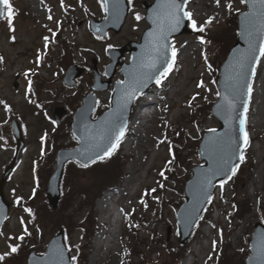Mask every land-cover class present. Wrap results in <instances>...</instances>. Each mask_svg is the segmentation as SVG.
Instances as JSON below:
<instances>
[{
    "label": "rangeland",
    "instance_id": "374dc122",
    "mask_svg": "<svg viewBox=\"0 0 264 264\" xmlns=\"http://www.w3.org/2000/svg\"><path fill=\"white\" fill-rule=\"evenodd\" d=\"M10 2L16 13L13 19L15 31L9 30L7 18L0 20V57H3V62H0V100L11 106V111H5L0 105V136L4 137L0 140V175L14 153L15 140L9 131L12 118L17 119L22 128L24 145L4 187L9 209L0 229L3 233L0 235V255L10 251L9 244L21 245L30 251L37 237V229L33 226L35 221L42 222L43 243L56 232L46 229L40 216L34 221L32 215L26 213L20 204L15 203L17 196L26 200L32 195V188L35 187L33 167L46 159L51 146L58 147L57 144L60 146L68 140L66 136L57 132L56 144L53 145L50 137L55 125L46 118L44 111L49 107L52 110L56 105L61 106L58 104H62L60 100L62 94L65 92L72 94L82 86L77 85L69 90L59 86L60 79L57 80L59 71L55 63L80 46L82 53L77 49L76 54L74 52L70 58L77 59V63L82 64L85 61L89 63L94 57L101 70L108 61L105 49L109 44L121 46L127 41L137 40L146 26L143 18L140 21L134 18V13L141 14L143 10L139 2L136 4L138 7L129 11L120 31L108 32L103 39H97L98 36L89 30L88 22L84 18L86 15L93 18L101 16L103 10L100 7V0H64L65 7H61L60 0H10ZM226 2L227 0H221V7H217L214 0H190L189 10L194 13L198 24H203L210 16L214 17L212 23L206 25L212 29L213 33L210 35L213 38L212 43H207L203 32L174 36L171 43L174 42L179 50L177 64L162 86L154 85L149 93L135 101L125 138L114 153L113 162L110 160V165H103L104 167H99L97 171L92 167L98 162L90 166L92 169L89 171L79 170L77 178L70 181L72 191L69 192L68 188H65L64 195L67 197L61 196L55 212H60L58 215L60 224L62 222L65 226L72 251L78 258L77 264H160L165 258L170 257L167 255L165 245L162 243L159 245L161 240L156 239H162L161 236L165 235L167 224H170L173 230L167 242L168 247L170 249L175 247L174 253L181 258L176 264H210L212 260H209V256L214 254L212 242L219 240L218 231L222 230L226 235V248L237 256L241 249L246 250L244 238L250 235L254 222L264 219V63H262L257 69L258 75L252 81L254 91L249 104L248 130L251 143L243 164L244 168L248 166L249 169L246 173L239 170L225 185L222 199L219 184L216 185L213 191L214 200L208 209L209 220H206L205 214L199 227L195 226L192 237L186 244L187 249L176 248L175 208L171 203L179 200L178 194L174 192L178 191L177 180L188 178L187 168L200 162L196 151L201 132L218 125L216 120L207 114V104L216 98L217 88L213 83L217 75L215 67L218 69L236 38L235 13L244 9V4H241L240 0H231L233 8L229 11L223 6ZM49 15L54 19L49 20ZM55 21L61 22L59 27ZM47 29H53L56 33L55 38ZM12 36H15V40H12ZM44 36H49L50 40L54 39L48 49L44 48ZM201 37L205 42H201ZM61 40H65L67 47L61 45ZM38 50L42 57L40 64L36 63ZM205 57L208 58L207 63ZM120 60L126 62L128 54L125 53ZM63 61H67V58ZM210 63L213 66L212 70L208 67ZM29 69L40 72L39 82L46 85L44 90V85L39 88L40 84H37L39 98L36 100L31 96L35 103L29 102L25 92L27 81L24 73ZM121 78V74L116 72L112 80ZM201 79L205 81L206 89L211 91L195 88V84ZM14 84L17 85L13 86ZM195 92H199L200 95L193 107H189L188 101ZM98 93L100 106H107L110 89ZM42 100L46 103L51 102L53 107L42 104ZM37 104L42 107H37ZM76 104V100L71 99L68 106ZM5 120L8 123L5 124ZM176 127L179 129L176 130ZM182 131L186 132V135ZM44 132L48 135L43 145L45 154L42 156L40 136ZM177 132L179 135H176ZM165 136L168 142L158 145V140ZM192 138L193 142L187 149V140ZM169 142L172 153H169ZM169 160L173 162L167 164ZM248 162L249 165L246 166ZM117 166L120 175L113 177V168ZM38 169L41 178L44 179L43 166ZM162 170L167 179L160 176ZM47 176L48 174L42 183V190L37 192L36 204L40 207H42L39 204L40 200L45 198ZM104 180L114 181L112 185L102 187L101 182ZM117 180L119 183H116ZM88 182H91L90 187ZM235 182L239 185L237 184L236 191H231L232 183ZM161 183H166L169 187L160 188ZM64 185L66 184L61 182L63 189ZM152 188H156L157 191L145 197L148 205L145 208L140 203L142 194L146 189ZM153 196L160 199H153ZM237 202H240L242 211L238 219L236 216L232 219L229 214L232 205ZM90 204H92L90 217L91 219L94 217L96 229L95 232L93 229L86 234L84 229H81L83 223L81 221L87 215ZM258 207L261 211H258ZM40 210L42 208L38 210L39 214ZM46 213L51 219L52 213ZM126 214L131 215L126 219ZM21 218L25 220L30 233L22 241L17 239L24 232ZM211 224H215L216 227L212 228ZM148 240L153 242L149 247L146 246ZM20 251L19 247L18 253L11 257L12 264H23L26 255L23 250L20 255Z\"/></svg>",
    "mask_w": 264,
    "mask_h": 264
},
{
    "label": "snow or ice",
    "instance_id": "6c2138e0",
    "mask_svg": "<svg viewBox=\"0 0 264 264\" xmlns=\"http://www.w3.org/2000/svg\"><path fill=\"white\" fill-rule=\"evenodd\" d=\"M61 7H65L64 0H60ZM121 0H115L114 3L109 5V0H100V7L103 11L112 12L117 18L121 13L120 9ZM217 7H221V0H214ZM241 4L248 5L250 11L243 13V31L240 33L247 42V48L239 53L230 64L228 71L225 74L224 80V93L216 91L215 95L220 98V102L216 105L218 114L222 115L225 121L226 132L221 137H212L211 145L212 152L211 163L209 164L207 172L203 178L199 181L197 192L195 194V202L192 207L186 211V223L199 227L200 221L204 219L201 212L207 211L206 205H210L214 197L211 190L214 187L213 180L218 179L219 189L221 192V199L223 198V191L225 185L228 184L237 174L241 167V164L246 160V151L250 146L251 137L248 130L250 111L249 104L253 97V79L258 75L257 69L264 63V0H240ZM127 4L134 6V0H127ZM190 0H157V5L149 17L154 27L147 33V43L143 48L141 55L137 58L133 71L129 74L125 80L117 81L120 88L114 90L117 92L116 107L112 109L105 118L100 122L99 132L92 136L90 140L86 141V146L79 153L85 161L95 163L96 160H104L110 158L120 147L122 141L125 138L127 132V120L125 119V113L128 111L129 105L136 101L139 97L144 95V89L149 86V82H155V85L160 87L163 82L168 79L170 73L173 72L178 59V49L174 42L169 43V39L173 33L180 30L185 21H188L187 27L196 32H204L205 26L212 23L214 17H208L203 24H198L194 18V13L189 10ZM229 11L232 10L233 5L231 0L223 5ZM238 11V10H237ZM15 9L13 8L10 0H0V18H4L7 15V24L10 31H15L13 26V19L15 16ZM134 18L137 21L142 19L139 13H134ZM49 20L54 18L49 15ZM59 27L60 21H55ZM52 37L55 38L56 33L53 29H47ZM15 40V36L11 37ZM259 38V46L257 48V39ZM97 39H103L102 36H98ZM201 42H205L203 37L200 38ZM44 48L48 49L49 44L54 42L50 40L49 36L43 37ZM113 45L109 44L108 49H111ZM170 49V57L168 50ZM107 50V49H106ZM206 63L207 58L205 57ZM42 57L38 54L36 56V63L40 64ZM0 62H3V57H0ZM211 69V65H208ZM29 73L35 74L32 69L27 70L24 75L29 76ZM216 83V81H213ZM33 82L31 79L27 81L26 96L30 103H35L31 100L30 94L32 93ZM196 89H206V83L203 79L199 80L195 84ZM211 91V89H206ZM200 93L195 92L188 101V106L193 107L194 102L199 97ZM149 99H151L149 97ZM206 99V97H205ZM99 105L100 101H96ZM0 105L3 106L5 111H11V106L4 100H0ZM37 107L42 105L37 104ZM239 109V111H238ZM166 110V109H165ZM53 125H56V121H51ZM4 123H8L7 120ZM167 125V121H165ZM234 124L236 127L234 128ZM55 130V129H54ZM210 133H216V129L212 128L208 130ZM234 131H238L239 136L237 138L234 135ZM47 132H44L40 136V154H45L43 145L47 140ZM176 135H179L177 132ZM4 137L0 136V140ZM81 139H84L83 137ZM239 140V142H238ZM168 142L167 136L162 140H158L160 143ZM102 153V154H101ZM169 153H172V146L169 142ZM173 161H167V164H171ZM82 167H88V163H83ZM35 167H33V173H35ZM160 176L167 179L165 172L162 170ZM160 188L164 185L161 183ZM15 191V190H13ZM157 191L156 188L146 189L142 194L140 203L147 208L145 197L149 194H154ZM36 188H32V196H35ZM30 199L32 197H29ZM153 199L159 200V197L153 196ZM23 197L17 196L15 199L16 204H21ZM24 211L29 215H32V209L25 207ZM123 212L124 210L121 209ZM135 209L132 210V213ZM131 214H126V219ZM230 215V214H229ZM21 224L26 225V222L21 218ZM215 228V224L210 225ZM133 227H139V225H133ZM0 235H3L0 232ZM26 235H30L27 227H24L22 235L17 237L19 240H23ZM12 239V237H8ZM213 247L216 246V241L212 242ZM19 245L9 244L11 253H16ZM72 251L69 237L65 235V246L56 247L51 251L49 255V264H77L78 258L75 255H67ZM78 251V249H77ZM243 251V249H241ZM253 251L256 253L255 260L257 264H264V233L259 236L258 244L253 246ZM9 255L8 252L0 255V261H3L5 257ZM212 257L209 256V260Z\"/></svg>",
    "mask_w": 264,
    "mask_h": 264
},
{
    "label": "water",
    "instance_id": "95a60500",
    "mask_svg": "<svg viewBox=\"0 0 264 264\" xmlns=\"http://www.w3.org/2000/svg\"><path fill=\"white\" fill-rule=\"evenodd\" d=\"M115 0H109V5L111 6L112 3H114ZM157 5V0L150 5L147 6L148 12L146 15V19L150 23V27L144 31V34L141 38V40L138 43H130L131 46H135L131 50V58L130 62L128 64H121V72L124 75V79H127L129 74L133 71L137 58L141 55L144 46L147 43V33L154 27L152 24L151 19L149 17L152 15L155 7ZM120 9L121 13L119 17L113 15V13L105 12V17L101 20H91L90 26L91 29L101 35H105L107 29L111 28L114 31H118L123 24L124 18L126 16L127 12V3L126 0H121L120 2ZM250 7L246 5V10L241 11L238 13V36L234 44L232 45L225 61L222 62L219 68V77H218V90L221 93H224V80H225V74L229 69L230 64L233 62L234 58L241 53L243 50L247 48V42L243 36L240 35V33L243 31V22H244V16L243 13L249 12ZM185 23L181 26L180 30L173 34H178L184 31H187L185 28ZM170 43V42H169ZM259 46V38L257 39V48ZM124 48L117 49H110L109 54L112 56V63L107 66L106 73L110 77L111 74L114 71V67L116 65L117 57L121 54ZM168 55L170 57V51L168 50ZM80 74V70L77 69L74 66L69 67L66 75H65V81L67 83L72 82V78L76 75ZM100 75H95V82L93 84V87L95 89H101L105 88L108 83H101L99 81ZM153 81L149 82V86L152 85ZM149 86L144 89L143 91L146 92L149 88ZM120 88V85L117 84V82L114 83L113 93L111 97V105L108 110L103 112L99 117L96 119L91 118V114L93 112L94 108V100L95 97L91 94H88L84 100L83 105L80 106L76 112L73 115V123H72V131L74 135L78 138L79 143L73 148L68 149H60L56 153V163L53 172L49 176L47 185H46V199L48 201V204L51 208H55L58 197H59V180L62 175V168L63 165L67 160L74 159L81 164L83 163H89V161H85L82 157L79 156V153L83 151V149L86 146V141L90 140L92 136L96 135L99 132V125L100 122L105 118L106 114H108L112 109L116 107V101H117V92L114 90H117ZM220 102V98L218 97L217 100L212 104L211 106V113L212 115L218 120L219 126L215 129L217 130L216 133H210L209 131L204 132V134L201 137V141L199 143V156L201 159H203V164H196L194 165L192 169V176L185 182V195L186 200L179 206L176 212V221L178 223L179 228V242L184 243L186 239L189 237L194 225L186 223V211L190 209L195 202V194L197 192V187L199 181L203 178L204 174L207 172L209 164L211 163V155L212 152V145H211V138L212 137H221L226 132V126L225 121L222 115L218 114V110L216 105ZM132 104L129 105L128 111L125 113V119L127 120V124L130 117V109ZM239 111V109H238ZM62 113V110L60 108L56 109V115L59 117V115ZM56 116V117H57ZM236 125L234 124V128ZM12 128L15 134V137L18 141L16 154L14 156L13 161L11 164L3 171V174L0 178V227L3 222V220L6 217L7 210H8V203L3 198L2 188L5 183V179L7 175L10 172V169L12 168L17 155L18 151L22 145V140L20 137V129L18 128L15 121L12 122ZM234 135L239 136L238 131H234ZM84 139H81V138ZM239 142V140H238ZM102 154V153H101ZM219 178L216 180H213V184L218 181ZM212 192V190H211ZM202 213V212H201ZM170 229H167V233L169 234ZM261 233H264V224L260 222H256L254 224V228L252 231L251 239H250V249L249 254L245 259V264H257V261L255 260L256 253L253 251V246L258 244L259 236ZM59 246H65L64 245V239H63V232L60 229L59 232L51 238L47 245L45 252L42 254H37L34 252H31L27 258V264H49V255L52 250H54L56 247ZM69 255V253L67 254Z\"/></svg>",
    "mask_w": 264,
    "mask_h": 264
},
{
    "label": "trees",
    "instance_id": "16d2710c",
    "mask_svg": "<svg viewBox=\"0 0 264 264\" xmlns=\"http://www.w3.org/2000/svg\"><path fill=\"white\" fill-rule=\"evenodd\" d=\"M113 157H114V155H112L110 158H106V159H104V160H101V161H97L96 163L97 164H95V166H93L92 168H94V171L96 170L97 171V169L99 168V167H104V166H108V165H110V162L113 160ZM53 159H51V160H49V159H45V162H44V176L46 177V175H47V173H49L50 171H51V169H52V163H53V161H52ZM111 160V161H110ZM110 161V162H109ZM102 162H105V164H103ZM107 162V163H106ZM113 162V161H112ZM93 165V164H92ZM92 165H90V166H92ZM104 165V166H103ZM112 165L114 166V163H112ZM90 166H88L87 168H82V167H79V166H77V165H75V164H70L68 167H74L73 169H71V168H67L66 169V171L64 172L65 174H64V178H63V180H62V184L63 183H65L66 185H64V189H63V186L61 187V189H62V194H61V196L62 195H64V190H65V188L67 187L68 188V191L70 192V191H72V189L71 188H73V186H72V184L70 183V181L73 179V180H75L76 178H77V173H78V171L80 170V171H85V170H91L90 169ZM72 170V172L70 173L69 171H71ZM113 172H114V176L113 177H116V176H118V175H120L119 174V168H118V166L117 167H115V168H113ZM39 173V169L37 168L36 169V175ZM112 175H113V173H112ZM38 177H39V181H40V186H42V183L44 182V180H45V177H44V179L43 178H41V176H40V174L38 175ZM112 177V176H111ZM43 179V180H42ZM118 180H119V178H118ZM118 180H117V182L116 183H119L118 182ZM106 180H104L103 182H101V185H102V187H103V185H112V183H113V181L114 180H110V181H108V182H105ZM102 183H104V184H102ZM177 184H178V187H179V190L180 191H182V179L181 180H177ZM88 186L90 187L91 186V182H88ZM97 186V185H96ZM71 187V188H70ZM92 187L93 188H95V186H94V184H92ZM101 187V188H102ZM97 189H99V187L97 188ZM37 194L38 193H36V197L35 198H32V199H30V200H28V201H25V202H22L21 203V205L25 208V207H28V208H31L32 209V216H33V219H34V221H35V219H37L39 216L43 219V221H44V224L46 225V229H51L52 231L53 230H56L57 228H59L60 226H63V228L65 227L64 225H62V222H61V224H60V220H59V217H58V215H60V212H55V210L54 211H52V210H50L48 207H47V204H46V202H45V199L43 198V199H41L40 200V202H39V204H41V206L42 207H40V206H38L37 204H36V198H37ZM64 196H66L67 197V195H64ZM38 199V198H37ZM62 198H60V200H61ZM243 203H245V201H243ZM244 206L246 207L247 206V204H244ZM40 208H42V210H40L41 212H40V214L38 213V210L40 209ZM91 209H92V204H90V208H89V210L87 211V215H85V217H84V219L81 221V222H83L84 223V225H86V226H84L83 225V223H82V228L81 229H84V232L87 234L88 232H92L93 231V229H94V232H95V229H96V222H95V219H94V217L91 219V217L90 216H92L91 214H90V211H91ZM241 211H242V207H241V204H240V202H237L236 203V211H235V213H234V216H236V217H239L240 216V213H241ZM46 212H51L52 213V218L50 219V217L48 216V214L46 213ZM93 222V223H92ZM33 226L37 229V237H36V239L34 240V243H33V245H32V248H31V250H36V251H41L42 249H43V246H42V239L44 238L43 236H44V228H43V225H42V222H36L35 221V224H33ZM65 229V228H64ZM65 231H66V229H65ZM67 232V231H66ZM160 244L162 243V244H164L165 245V248H166V250H167V252H168V254H169V258L168 259H166V261L168 262H165L166 264H171V263H174V262H177L178 261V259H179V256L178 255H176L174 252L172 253V251L170 250V248L169 247H167L168 245L167 244H165L164 243V240H161V242H159ZM20 247V249H21V251L19 252V254L21 255L22 254V250L24 251V253H25V255L27 254V251H29L28 249H27V247H25V248H22L23 246H19ZM227 249L228 248H226V242H225V244H224V242H223V244H221V250H220V252L218 253V255L216 256V260H215V263H213V264H244L243 263V261H244V256L246 255L245 253L247 252V251H241V253L240 254H238L237 256H234V255H232V254H229L228 252H227ZM243 252V253H242ZM17 253H18V250H17ZM15 254V253H14ZM233 258V259H232ZM240 261V262H239ZM24 263V262H23ZM0 264H12V258L10 257V256H6L5 257V259L3 260V261H0Z\"/></svg>",
    "mask_w": 264,
    "mask_h": 264
},
{
    "label": "flooded vegetation",
    "instance_id": "af4514ba",
    "mask_svg": "<svg viewBox=\"0 0 264 264\" xmlns=\"http://www.w3.org/2000/svg\"><path fill=\"white\" fill-rule=\"evenodd\" d=\"M87 84H90V78L87 79ZM78 97V95L76 94V98ZM71 99H73V96L71 95H67L66 93L63 94L62 97H60V100L62 101V104H58L61 106H68V103L71 101ZM78 104V101H76ZM76 104V106H77Z\"/></svg>",
    "mask_w": 264,
    "mask_h": 264
}]
</instances>
